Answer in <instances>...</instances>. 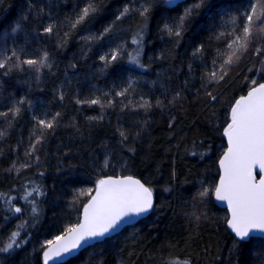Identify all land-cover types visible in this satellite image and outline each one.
I'll return each instance as SVG.
<instances>
[{
  "label": "trees",
  "instance_id": "16d2710c",
  "mask_svg": "<svg viewBox=\"0 0 264 264\" xmlns=\"http://www.w3.org/2000/svg\"><path fill=\"white\" fill-rule=\"evenodd\" d=\"M90 3L97 10L73 28ZM195 3L0 0V245L20 232V247L0 252V264H43L41 245L79 222L97 182L109 176H132L151 188V213L61 264L264 262V239L237 241L226 211L213 202L231 107L256 86L253 80L264 83V52L256 54L264 36H254L222 80L208 82L223 62L230 17L242 25L240 14L251 4L264 9V0H204L181 36H170L165 24H178ZM142 5L149 8L144 17L130 11L116 19L125 6ZM49 25L50 33L44 31ZM221 31L226 35L218 40ZM138 32L143 67L129 63ZM118 48L117 60L101 61ZM17 57L46 60L26 65ZM93 99L100 103H89ZM142 100L151 107H140ZM53 117L51 129L37 124ZM33 187L43 194L24 199Z\"/></svg>",
  "mask_w": 264,
  "mask_h": 264
},
{
  "label": "snow or ice",
  "instance_id": "6c2138e0",
  "mask_svg": "<svg viewBox=\"0 0 264 264\" xmlns=\"http://www.w3.org/2000/svg\"><path fill=\"white\" fill-rule=\"evenodd\" d=\"M166 3L172 5L175 0H166ZM203 4L204 0H196L195 4L185 9L179 17L178 24L172 26L165 24L164 30L170 36L180 37L184 21L192 15L194 9L200 8ZM250 7L251 11L240 14L244 18L242 25L238 24L236 15L230 17L228 23L232 25V30L227 33L230 39L226 46V52L219 54L224 57L223 62L213 68L208 80L209 83L219 82L227 75L229 66L240 60L256 34L264 36V15L257 14L256 4H251ZM96 10L93 3L84 7L72 23V27L75 28ZM130 11H138L144 17L149 8L143 5L139 9L125 6L116 19H122ZM237 27L240 29L239 32L236 31ZM44 31L50 33L52 26L49 25ZM108 31L110 28L105 29V32ZM225 35L226 33L221 31L217 35V39L219 40ZM142 40V33H136L132 38V43L137 46L136 50L134 53H128L129 63L138 67H143L140 61ZM201 51L202 48L196 49V53ZM120 52L121 49H115L107 56H101L100 59L105 63H111L119 58ZM261 52H264V47L258 46L256 54L259 55ZM13 55L16 54L13 53ZM5 59H11V57ZM45 60L46 57L39 61L33 59L20 61L17 57L18 63L26 65H43ZM213 64L216 65L217 62L214 60ZM4 67L5 63L0 61V68ZM206 75L208 74L206 73ZM252 84L256 86L252 87L246 96H241L236 100L231 107V122L224 129L228 148L219 162L221 175L219 184L215 188L216 199L227 203L230 218L226 220V224L237 241H251L255 233L264 235V83L257 85V82L253 80ZM126 91L127 89L117 92L116 95L123 96ZM209 95L211 96V93ZM212 99L214 100L215 97L213 96ZM89 103L99 104L100 100L93 99ZM111 103L112 101L109 100L108 104ZM140 107L149 108L151 105L147 100H142ZM57 115L59 114L57 113ZM54 121L55 117L52 120L38 119L37 124L41 129H51ZM3 135L4 133L0 131V137ZM121 135L124 136V133L121 132ZM39 142L40 137H37L36 143ZM35 147L36 145L33 144L29 155L35 150ZM257 168L260 174L259 180L256 179L254 172V169ZM34 194L39 196L43 193L39 187H33L31 191L26 189L24 199L33 197ZM204 194V192L201 193L202 196ZM0 199H4V194L0 193ZM11 199L13 198L8 197L6 202H10ZM30 202L33 204L31 211L36 214L38 209L35 206V201ZM152 207V190L140 180L134 179L132 176L100 179L96 184L95 195L91 196V199L83 207L82 219L78 223L68 226L61 235H57L54 239L47 240L41 245L44 249L43 264L60 260L64 255H70L91 241L101 240L119 228L122 223L127 222L132 217L149 212ZM14 211L20 213L22 209L15 207ZM199 218L197 216V219ZM19 237V231L12 232L8 241L0 245V252H8L14 247H20ZM169 264H181V262L173 261ZM183 264H189V262L184 261Z\"/></svg>",
  "mask_w": 264,
  "mask_h": 264
},
{
  "label": "water",
  "instance_id": "95a60500",
  "mask_svg": "<svg viewBox=\"0 0 264 264\" xmlns=\"http://www.w3.org/2000/svg\"><path fill=\"white\" fill-rule=\"evenodd\" d=\"M188 1H191V0H175V3H174V4H172V5H169V4H168V5H169L170 7H175V6L179 5V4H182V3H185V2H188ZM227 148H228V141H227V137H225V150H224L222 156L220 157V159L223 157V155H224V153L226 152ZM220 159H219V161H218L219 177H218V180H217L216 186L219 184V181H220V175H221V168H220V163H219V162H220ZM254 172H255V174H256V179L259 180V178H260V174H259V170H258V168H257V169H254ZM109 177H110V176H109ZM123 177H126V176H123ZM105 178H108V177H104V178H102V179H105ZM113 178H115V177H113ZM133 178H134V177H133ZM134 179H137V178H134ZM141 183H142V182H141ZM216 186H215V188H216ZM95 188H96V186H95ZM93 195H95V189H94V192H93V194H92L91 196H93ZM90 199H91V197L88 199V201H89ZM88 201H87L86 203H88ZM213 202H214V204H215L216 207H218V208L223 209V210L226 211L227 219H229V218H230V211H229V209H228L227 203L224 202V201H218V200L216 199V197H215V189H214V193H213ZM86 203H85V204H86ZM153 206H154V196H153ZM83 207H84V206H83ZM152 209H153V207H152ZM152 209H151L149 212L145 213V214H142V215H140V216H136V217H132V218L129 219L127 222L122 223V224L120 225L119 228H117L114 232H111L110 234H108L107 236H105L104 238H102L101 240H94V241H91L88 245H85L83 248H80L79 250L73 251L70 255H64V256L62 257V259H60V260H57V261H54V262L50 261V264H61V263H65L66 261H68V260H70L71 258L75 257L78 253H80L81 251L85 250L86 248H88V247H90V246H92V245H94V244L100 243V242H102L103 240H105V239H107V238H109V237H112L113 235L117 234V233L120 232L123 228L128 227V226H131V225H134V224H135L136 222H138L139 220L146 218V217L151 213ZM82 214H83V208H82V210H81V214H80V219H79V221L82 219ZM226 227H227V224H226ZM227 230H228L229 233L235 238L234 234L231 232V230H230L228 227H227ZM254 238H261V239H264V235H262V234H260V233H255V234H254ZM235 239H236V238H235ZM245 241H247V240H245ZM42 260H43V254H42Z\"/></svg>",
  "mask_w": 264,
  "mask_h": 264
},
{
  "label": "rangeland",
  "instance_id": "374dc122",
  "mask_svg": "<svg viewBox=\"0 0 264 264\" xmlns=\"http://www.w3.org/2000/svg\"><path fill=\"white\" fill-rule=\"evenodd\" d=\"M259 8H260V10H257V14L264 15L263 6L262 7H259Z\"/></svg>",
  "mask_w": 264,
  "mask_h": 264
}]
</instances>
